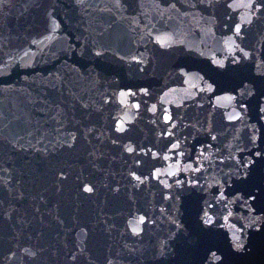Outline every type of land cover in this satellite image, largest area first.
Listing matches in <instances>:
<instances>
[{
  "label": "water",
  "instance_id": "1",
  "mask_svg": "<svg viewBox=\"0 0 264 264\" xmlns=\"http://www.w3.org/2000/svg\"><path fill=\"white\" fill-rule=\"evenodd\" d=\"M0 264H264V0H0Z\"/></svg>",
  "mask_w": 264,
  "mask_h": 264
},
{
  "label": "snow or ice",
  "instance_id": "2",
  "mask_svg": "<svg viewBox=\"0 0 264 264\" xmlns=\"http://www.w3.org/2000/svg\"><path fill=\"white\" fill-rule=\"evenodd\" d=\"M239 31H240V28H239V26H237V32L239 33ZM245 55H247V53H245ZM86 191L91 192L92 189L91 188H86Z\"/></svg>",
  "mask_w": 264,
  "mask_h": 264
}]
</instances>
